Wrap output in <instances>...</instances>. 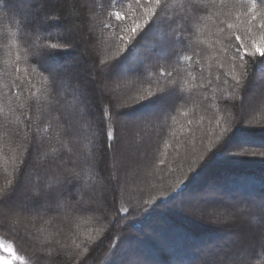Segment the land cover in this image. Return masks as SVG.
I'll list each match as a JSON object with an SVG mask.
<instances>
[{"label":"trees","instance_id":"obj_1","mask_svg":"<svg viewBox=\"0 0 264 264\" xmlns=\"http://www.w3.org/2000/svg\"><path fill=\"white\" fill-rule=\"evenodd\" d=\"M12 1L6 0L7 3ZM31 1H35L34 3L39 5L42 13L47 14L52 19L59 20L55 23V28L59 27L57 32L50 22L46 23L44 26L46 29L41 32L40 40L50 44V46L55 43L75 45L78 60L72 64L69 74L64 78L58 77L57 74L51 77L45 72L50 62L49 54L38 49L40 58H34L28 40L22 39L25 30L29 33L32 31L31 22L12 21L0 29V122L1 125L4 124L1 126V132L4 137H7L3 146L0 147V180L4 187L7 186L8 181L12 182L4 199L23 192L29 196L26 204L34 205L37 209L41 202L44 212L56 210L59 204L61 206L64 204L60 202L54 206L51 200L47 199L49 202L47 204L42 201V198L48 194L46 193L42 197L39 193L41 184L44 183L43 164L39 167L37 164V167L33 169L39 146L38 144L31 146L33 132L37 123H40L39 116L38 119L36 118L37 120L32 119L31 123H29L28 118L34 110L40 113L43 109L51 110L49 103H46L43 98H49V94L52 93L57 81L63 83L64 81H71L73 78L75 85L78 83L76 93L80 92V101L84 105L82 107L87 119V123L84 125L86 133L89 135L93 133V138H89V143H87V151L92 154L88 164L92 173L84 171V174L88 173L96 181L103 180L105 183L106 189H102L104 195L102 213L109 211L120 218H125L129 214V216L136 214L139 210L147 212L155 204H166L168 200H173L176 195L183 191L187 186V181L204 170L207 166L206 162L209 163L207 169L215 164L214 166L223 168L222 171L225 174H230L232 179L260 181L264 184V154H261L264 153V146L245 143L228 149L229 143L239 129L238 127L236 129L230 128L239 123L237 121L239 120L241 105L235 99V95L237 97L247 92L256 72L264 74V56H247L242 62L237 57L233 61L235 41L233 40L230 44L225 41V37L231 35L226 27L227 23H233L236 26L233 31L238 29L240 34L247 38L248 18L241 15L242 5L247 0H214V3L209 0L207 5L217 7L219 12L209 21L197 26V30L194 31L195 43L189 47H179L173 51L172 56L175 60L173 68L168 63V66H155L153 70L155 81L152 82L149 78L144 79L146 81L145 88L148 90L157 86L163 88L167 80H170L174 84L170 87L177 88V99L181 100V105L175 108L165 124L167 131L163 133L152 157L153 179L151 178L150 186L146 192L134 194L136 204L135 202L131 203L128 199L118 201L115 193L116 183L113 181L112 184L106 179L109 172L108 165L112 157L109 144L114 135L113 125L109 121V110L113 101L107 82L112 71L118 65H123L128 58L136 54L134 49L137 48V40L140 37L143 39L149 30L156 27L157 21L161 18L162 21L166 20L170 23L172 12H170L169 7L173 5L183 8L185 0H162L163 3L157 9L156 14L147 21L142 15V6H138L135 0H98L101 11L99 16L95 17L96 25L94 28L95 31L97 30L99 53L102 54L103 65H100L93 48V33L88 23V16L92 12L88 9L85 0ZM257 5V14L259 15L260 11L264 9V0H257ZM115 12H121L126 15L127 19L117 21L113 15ZM237 16L240 18L236 19ZM134 22H139L141 28L135 35L130 33L126 35L125 30L129 29ZM157 27L161 28L160 25ZM214 27L219 29L214 33L210 32L209 29ZM121 36L125 37L123 41L120 39ZM129 36L131 37L130 40ZM252 36L257 40L259 39L260 32L255 27H253ZM52 54L54 55V53ZM184 57H191V59H184ZM234 64L236 65L235 68H233ZM161 68L171 73V76H160ZM236 76L242 78L243 82L240 86L235 83L234 77ZM226 94L230 95L229 98L233 99L232 102H229ZM37 99L41 101V107L34 108L33 103ZM184 99L190 101V107L186 105V101L184 103ZM138 101L139 104L143 100ZM71 111L74 115L76 114L73 109H70L69 112ZM261 119V122L258 120L251 125L253 128L250 129L251 131L249 130L250 132L241 133L254 140L264 141L261 140L264 139L263 128L256 129V127H261L259 125L264 124V118ZM42 128H47V126H42ZM225 129L227 131H224ZM13 132L19 134L18 142H14L12 139ZM81 132L86 134L84 131ZM14 143L16 144L14 145ZM55 147L60 149V145ZM187 151L189 152L188 156L194 151L190 163L188 159L183 158L184 156L181 157V154ZM215 153H221L225 159L215 161L213 158ZM22 161H24L23 164ZM171 175H176V179L179 180L178 184L171 187V190L169 189L167 192L162 191L161 188L164 187L162 183ZM28 182L34 184L31 193L28 192L29 186H31ZM52 183L50 179L47 181L49 186ZM100 190L97 186L92 189L95 192H100ZM64 192L69 196L66 189ZM255 192L261 194L264 189L257 188ZM84 193L87 194L84 195ZM80 195L84 200L90 196L85 186H83V192H80ZM69 197L71 198V196ZM9 201L10 199H8ZM78 202H80L81 207L89 205H85L86 203L82 200ZM13 204L19 207L23 206L18 202ZM131 204L134 205L131 206ZM75 205L77 206V204ZM122 208H127L128 211H120L119 209ZM147 213L145 214L147 215ZM36 214L37 211L33 208V216H37ZM165 214L169 220L176 218L172 213L165 212ZM100 215H102L100 212H88L87 217L79 219L80 223H76L70 229L72 241L76 242L81 251L77 253L65 249L63 255L56 260V264L63 261L64 264H99L101 260H103L101 264H107L110 261L111 252L119 239L118 230L111 228L109 223L104 221ZM187 219L188 221L182 219L184 224L178 220L177 223H175L176 221L173 223L172 220L169 222L174 227L179 226L184 235L193 237L201 235L202 233H198V231L203 227L196 225L195 221L190 218ZM49 223H51V219L50 221L47 220L46 227L41 231L43 235L39 238L40 246L43 249L46 246L47 251H50V247L49 242L45 239H50L49 236H53ZM14 231L21 235L19 229L15 228ZM251 236V240L256 241L254 234ZM0 237L11 243L18 254L22 256L24 261L20 264H34L33 257L20 247L19 242L14 237L2 230H0ZM158 251L160 250L152 249V252L157 255ZM33 255L39 261H44L39 253L34 251ZM74 255L76 259L72 260ZM163 255L158 256L163 257ZM55 256L56 254L49 260L51 261ZM254 260L255 263H258L255 255Z\"/></svg>","mask_w":264,"mask_h":264},{"label":"rangeland","instance_id":"obj_2","mask_svg":"<svg viewBox=\"0 0 264 264\" xmlns=\"http://www.w3.org/2000/svg\"><path fill=\"white\" fill-rule=\"evenodd\" d=\"M3 1H0V29L12 21L31 22L32 31L29 33L25 30L22 39L28 40L32 56L39 59L38 50L36 54L34 53L36 49L43 50V53L49 54L50 58L45 72L51 77L55 74L62 78L68 75L72 64L78 60L76 46L71 43H55L57 47L52 48L50 44L40 40L41 32L46 29L44 27L46 23L50 22L55 28V23L59 20L52 19L47 14L42 13L39 5L34 3L35 1L13 0L9 3L6 0ZM85 1L88 9L92 12L88 16V23L93 33V48L100 65H103L102 54L99 53L97 30L95 31L94 28L96 25L95 17H98L101 11L100 4L98 0ZM208 2L209 0H200L203 10L198 13H194L191 7L187 6L189 0H185L183 8L170 6L171 22L162 21V18L157 21L155 28L149 30L143 39L140 37L137 40L138 45L134 49L136 54L128 58L123 65H118L108 79L107 86L113 101L109 110V121L113 125L114 135L109 144L112 157L108 165L109 172L106 179L112 184L113 181L116 183L115 193L118 201L128 199L134 203L136 201L134 194H142L148 190L151 178L153 179L152 157L163 133L167 131L165 124L168 118L171 117L175 108L181 105V100L177 99V88H172L169 85L163 88L157 86L148 90L145 88L146 81L144 79L149 78L150 81H155L153 71L155 66H168L170 64L173 68L175 66L173 51L179 47H189L195 43L194 31L197 30V26L209 21L219 12L217 7H209ZM159 25L161 26L160 29L157 27ZM58 28L54 30L57 32ZM218 29L214 27L209 30L214 33ZM62 57L64 58L62 59ZM74 82V78L63 83L57 81L52 93L49 94V98H43L46 103H49L51 110L43 109V115L34 110L31 116L32 119H38L39 116V122L42 121V126H47V128L51 126V134L54 136L63 132L65 127L63 122H67V131L80 136V149L88 153L87 143H89V138H93V133L90 135L86 133L84 125L87 123V119L83 110L84 105L80 101V92L76 93L78 83L75 85ZM170 83L171 81L167 80L164 86ZM149 91L153 93L151 96H145L144 99L139 98L142 93ZM226 95L229 102H232L233 99L229 98L230 95ZM235 99L241 105L239 120L237 121L239 123L230 128L236 129L238 127L239 129L229 143L228 149L245 143L264 146V141L254 140L243 134L251 131L250 129L253 128L251 125L254 122L258 120L261 122V118H264V74L256 72L247 92L237 97L235 95ZM138 100L143 101L138 104ZM185 101L186 105L190 107V101L184 99V103ZM70 109L76 111V114L74 115L72 111L69 112ZM233 118L236 119V117ZM2 125L0 122V147L7 139L1 132ZM259 126L261 127H256V129L263 128L264 130V124ZM11 136L14 142H18L19 134L13 132ZM60 139L64 145L62 150L70 155L74 149L69 138L61 135ZM53 144L59 145L55 144V141ZM45 151L52 153V145H49ZM193 152L189 156L188 151L183 152L181 157L184 156L183 158L188 159L190 163L193 159ZM35 157L33 158L35 159ZM213 158L215 161L225 159L221 153L213 154ZM44 159L46 157H42L41 161L37 163L38 167L43 164ZM206 165L199 175L187 181V186L173 200H168L166 204H155L147 211L148 213L139 210L136 214L131 216L129 214L125 218H120L109 211L103 213L108 217V220H103L108 223L112 221L109 226L117 229L119 235L117 245L112 250V256L107 264L264 263V192L260 195L255 192L257 188L264 189V184L260 181L232 179L230 174H225L222 171L223 168L213 164L207 169L209 163L206 162ZM85 171H92L89 165ZM112 172L114 173L112 174ZM83 178L84 181L75 179L71 183H67L66 191L71 198H76L77 202L82 200L86 203L85 205L89 204V197L94 198L101 205L103 212L104 195L102 189H106L104 181H96L88 173H83ZM176 178V175L168 177L169 180L166 179L167 182L165 180L162 183L164 184V187L161 188L162 191L167 192L171 187L177 185L179 180ZM29 185L31 186H29L28 192L31 193L34 184L29 183ZM81 185L87 188L90 195L85 200L79 192ZM96 186L101 189V193L92 191ZM0 187H4L1 180ZM125 187H127V191ZM5 194L0 198V221L3 220L5 214L9 220L0 226V230L14 237L19 242L20 247L33 257L34 264H50L48 253H52L51 257L56 254L55 248L51 246L54 242L63 245V253L65 249L80 253L81 250L77 247L76 242L72 241L70 229L76 223H80L79 219L87 217V213L92 210L90 205L81 207L80 205L76 206L77 203L73 202L72 206L69 207L65 204L61 206L58 203V209L44 212L41 202L37 209L34 205L26 204L29 196L23 192L13 194L7 199H4ZM221 196L222 199H219ZM8 199H10L9 202ZM47 199L54 203V193L46 194L42 201ZM252 201L256 202L257 205L251 204ZM16 202L23 206L19 207L13 204ZM133 205L131 204V206ZM242 206L246 209L244 212L240 211ZM33 208L37 211V216H33ZM102 212L100 213L102 214ZM165 212L175 215L176 218L171 219L173 223L174 221L177 223L178 220L184 224L182 219L188 221L187 218H190L195 221L196 225L203 227L198 231L202 234L197 237L184 235L179 226L174 227L170 224L169 221L171 220L166 217ZM103 215L100 217L103 218ZM50 219L49 228L52 229L53 236H49L50 239H45L49 242L50 247V251H47L46 246L44 249L40 246L39 238L43 235L41 231L46 227L47 220L50 221ZM18 220H22V222H18ZM15 228L19 229L21 235L15 233ZM206 229L212 231L208 232ZM252 234L256 237V241L251 240ZM231 240L229 245H223L224 242ZM152 249L155 251L159 249L158 255L164 254L163 257L153 253ZM34 251L39 253L44 261L36 259L33 255ZM215 253L216 256L213 257ZM254 255L258 263H255ZM4 260H7L8 264H20L24 261L12 244L0 237V264H3ZM65 262L67 261L65 260ZM60 264H64V261Z\"/></svg>","mask_w":264,"mask_h":264},{"label":"snow or ice","instance_id":"obj_3","mask_svg":"<svg viewBox=\"0 0 264 264\" xmlns=\"http://www.w3.org/2000/svg\"><path fill=\"white\" fill-rule=\"evenodd\" d=\"M210 2L214 3V0H210ZM135 3L138 6H142V15L145 18V21H147L149 18L153 17L157 9L162 5V0H135ZM190 7L194 13H198L201 10H203V6L200 3V0H189ZM258 12V5L257 0H247L245 4L242 5L241 15L246 16L248 18V24L249 27L246 29L247 38L245 36H242L239 32V30H235V25L233 23H227L226 27L228 31L231 33L230 36L225 37V41L227 43H231L233 40L235 41L234 45V57L233 61L236 60L238 57L239 60L242 62L245 57L252 56V55H259L264 56V9L260 11V14H257ZM115 19L117 21H123L127 19L126 15L122 14L121 12H115L113 13ZM240 17L237 16L236 19H239ZM253 27L257 29L258 32H260L259 39L257 40L252 36V30ZM141 28V24L139 22H134L133 25L126 29V35L128 33L135 35L137 31ZM221 31H224V29H221ZM129 36V40H130ZM121 41L125 39L124 36L120 37ZM52 48H56L57 45L53 44L51 45ZM38 49H36L35 53ZM184 59H191V57H184ZM235 64L233 65V68H235ZM243 66L242 64L240 65ZM160 76L162 77H170L171 73L166 72L163 68L160 69ZM235 83L237 86H240L242 84V78L240 76L234 77ZM169 85L174 84H166L164 87H167ZM153 93L151 91L142 93L139 98L144 99L145 96H151ZM34 108L41 107V101L37 99L33 103ZM41 115L43 113L41 112ZM29 123H31L32 118L31 115L29 116ZM66 123L63 122L65 125L62 133H57L55 136L51 134V126L49 128H42V121L40 123H37L36 129L33 132L32 136V142L31 146L33 144H38L39 146V152L36 156V163L33 166V169L37 167V163L41 161L42 157H46V159L43 160V177H44V183L41 184L39 193L43 196L46 193L52 192L54 193V206H56L58 203L63 202L65 206H72V203H77V206H79L80 202L76 201V198H70L68 195L65 194L64 188L67 183H69L72 180L79 179L82 181L83 173L85 169L88 167L90 158L92 156L91 153L83 152L80 149V136L71 134L66 129ZM224 131H227L225 129ZM67 136L69 138V142L73 145V151L71 154H66L62 149L64 147L63 141L60 139V136ZM53 141H55V144L60 145V149H57L55 145L53 144ZM49 145H52V153H48L45 151ZM22 164L24 161L21 162ZM51 180L53 183L52 185H47V181ZM127 184V182H125ZM12 182L8 181L6 187H0V196H3L8 189L11 187ZM125 190L127 191V187H125ZM79 192H83V186L81 185V188ZM78 192V193H79ZM77 193V194H78ZM87 193H84V195ZM45 203H49L47 200H45ZM147 203V201H146ZM89 205L91 206L92 210L91 212H102V207L99 204L98 201H96L94 198L89 197ZM120 211L127 212V208L119 209ZM103 215V213H102ZM104 220H108V217L106 215H103ZM9 220V217L5 214L3 216V220L0 221V226H3L4 223H7ZM18 222H22V220H18ZM109 223H112V221H109ZM102 227V231H103ZM52 247L55 248L56 256L55 258H52L50 261V264H56V260L63 255V245H59L58 242H54ZM11 251V250H10ZM14 254V253H13ZM78 255V254H77ZM48 256L51 257L52 253H48ZM76 256L74 255L72 257V260H75ZM3 264H8L7 260L3 261Z\"/></svg>","mask_w":264,"mask_h":264},{"label":"bare ground","instance_id":"obj_4","mask_svg":"<svg viewBox=\"0 0 264 264\" xmlns=\"http://www.w3.org/2000/svg\"><path fill=\"white\" fill-rule=\"evenodd\" d=\"M259 195H260V194H259ZM217 198H218V197H217ZM219 199H222V196L219 197ZM247 200H249V199H247ZM251 204H253V205H257V203L254 202V201H252ZM224 205H227V204L224 203ZM245 206L247 207V204H246ZM244 208H245V207L242 206L240 211H241V212H244V211L246 210V209H244ZM247 209H248V208H247ZM185 242H187V241H185ZM231 242H232V240H231V241H226V242L223 243V245H224V246H227V245H229ZM214 256H216V253L213 255V257H214Z\"/></svg>","mask_w":264,"mask_h":264}]
</instances>
